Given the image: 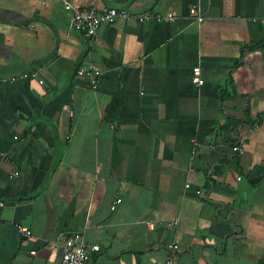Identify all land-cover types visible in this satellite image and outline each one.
<instances>
[{
  "label": "crops",
  "instance_id": "0c3cea01",
  "mask_svg": "<svg viewBox=\"0 0 264 264\" xmlns=\"http://www.w3.org/2000/svg\"><path fill=\"white\" fill-rule=\"evenodd\" d=\"M68 1L177 18L89 40L62 0H0V264L76 232L90 264H264V0Z\"/></svg>",
  "mask_w": 264,
  "mask_h": 264
},
{
  "label": "built area",
  "instance_id": "2783aa9c",
  "mask_svg": "<svg viewBox=\"0 0 264 264\" xmlns=\"http://www.w3.org/2000/svg\"><path fill=\"white\" fill-rule=\"evenodd\" d=\"M64 2L65 8L71 12L70 23L73 29L80 31L85 34L89 40L95 39L97 35V30L102 23H110L118 19L130 20L135 19L139 22L148 21L154 19L155 21H175L177 18L176 12L169 13H142L134 14L127 9H120L114 6L106 7L104 9L99 8L97 5H89L86 7H75L68 0H62ZM190 14L197 18L198 21L203 20V15H201L197 5H194L190 9ZM100 73V68L96 63L89 62L87 65L81 67L78 70V74L81 76H89L92 79L93 88L98 87V75ZM193 79L196 83L203 84L204 79L201 77L200 67L194 69ZM199 142L193 141L192 148V158L194 159L198 155ZM240 152L243 149L236 147ZM6 153L0 147V159H4ZM16 172L15 175H18ZM117 203V202H116ZM4 205V202L0 203V206ZM116 208V204L112 207ZM150 227H154L152 222H148ZM21 232L25 236H31L32 231L29 227H21ZM100 245H89L84 234L76 232L73 233L65 239L64 242V252L62 257V264H90L91 255L93 252L100 251ZM179 248L178 243H172L169 245L170 254L164 261L158 264H176V251ZM35 253V251H32Z\"/></svg>",
  "mask_w": 264,
  "mask_h": 264
},
{
  "label": "bare ground",
  "instance_id": "6f19581e",
  "mask_svg": "<svg viewBox=\"0 0 264 264\" xmlns=\"http://www.w3.org/2000/svg\"><path fill=\"white\" fill-rule=\"evenodd\" d=\"M79 69V68H78ZM71 109V108H70ZM72 126V125H71Z\"/></svg>",
  "mask_w": 264,
  "mask_h": 264
}]
</instances>
